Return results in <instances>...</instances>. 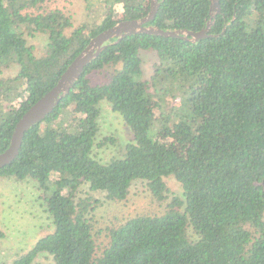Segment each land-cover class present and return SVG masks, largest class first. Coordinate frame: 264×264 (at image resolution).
<instances>
[{
  "label": "trees",
  "instance_id": "1",
  "mask_svg": "<svg viewBox=\"0 0 264 264\" xmlns=\"http://www.w3.org/2000/svg\"><path fill=\"white\" fill-rule=\"evenodd\" d=\"M51 1L0 0V152L18 119L90 38L145 16L151 2L101 0L99 21L74 25L62 9L48 7ZM158 3L146 24L162 30L199 31L210 20L211 0ZM118 4L122 17L115 19ZM218 4L208 35L196 41L135 33L105 42L55 108L24 133L0 178L37 184L52 231L0 264H33L42 253L54 264H264V0ZM36 34L47 37L42 55L26 39ZM142 51L155 55L147 78ZM12 66L15 74L2 76ZM104 69L106 80L93 81ZM175 98L182 115L170 106ZM102 100L132 132L123 155L106 162L93 154L95 145L114 142L96 143ZM167 176L182 195L163 213L130 217L96 243L97 201L78 195L82 185L122 201L141 180L161 201Z\"/></svg>",
  "mask_w": 264,
  "mask_h": 264
},
{
  "label": "rangeland",
  "instance_id": "2",
  "mask_svg": "<svg viewBox=\"0 0 264 264\" xmlns=\"http://www.w3.org/2000/svg\"><path fill=\"white\" fill-rule=\"evenodd\" d=\"M101 0H52L49 8H60L66 12L73 24L90 25L101 19L104 8ZM121 4L116 5L115 19L122 17ZM69 28L68 30H70ZM27 42L35 47V53H45L47 37L43 34L26 36ZM142 78L152 73L155 55L151 51H142ZM16 66L4 70L2 76H13ZM110 69L95 72L91 78L95 82H103ZM153 104V101H151ZM170 106H174L178 115H182L184 107L173 99ZM99 131L96 143L103 138L112 137L114 142L104 143L93 148V154L102 162L113 157H120L124 152V145L132 138V132L121 116L111 109L108 101L99 103ZM159 113L158 109L155 110ZM122 154V155H121ZM168 196L164 200H157L149 191L144 181H134L126 199L122 201H109L104 198L101 191H92L84 184L78 195L90 196L95 199L96 209L93 211V222L96 232V243L101 245L108 240V227L116 226L130 217L136 215L161 214L174 196H181L180 183L173 177H164ZM41 191L31 179L16 180L14 178H0V229L4 237L0 239V263H10L22 253L30 249L44 234L52 231L51 220L45 211V205L40 195ZM33 264H54L53 259L46 253L40 254Z\"/></svg>",
  "mask_w": 264,
  "mask_h": 264
},
{
  "label": "water",
  "instance_id": "3",
  "mask_svg": "<svg viewBox=\"0 0 264 264\" xmlns=\"http://www.w3.org/2000/svg\"><path fill=\"white\" fill-rule=\"evenodd\" d=\"M158 1L151 0L149 11L145 16L117 21L113 26L90 38L86 47L66 66L55 85L37 99L18 119L14 126L9 145L0 152V168L15 159L22 144L24 133L31 126L43 120L55 108L60 99L69 92L74 82L80 77L85 66L106 46L105 42L114 39L111 42L114 43L126 35L135 33L180 37L185 40L196 41L208 35L213 19L219 11V0H211L210 20L203 29L199 31L186 29L162 30L155 25L146 24L154 18L159 5Z\"/></svg>",
  "mask_w": 264,
  "mask_h": 264
}]
</instances>
